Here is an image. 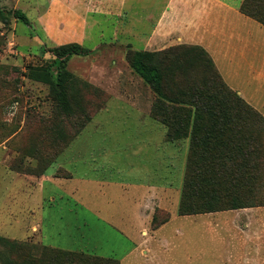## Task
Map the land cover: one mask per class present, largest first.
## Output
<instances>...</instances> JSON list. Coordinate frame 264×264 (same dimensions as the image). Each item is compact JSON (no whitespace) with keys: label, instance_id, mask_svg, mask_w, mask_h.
<instances>
[{"label":"rangeland","instance_id":"rangeland-1","mask_svg":"<svg viewBox=\"0 0 264 264\" xmlns=\"http://www.w3.org/2000/svg\"><path fill=\"white\" fill-rule=\"evenodd\" d=\"M150 2L151 0H0V144H5L10 150L12 158L8 165L9 171L18 172L27 178L26 190H32L35 185L33 176L39 175L49 163L59 159L64 150H69V146L72 147L85 138L87 143L100 139L97 138L100 136L97 130H123L120 134L123 147L130 142L133 145L146 139V136L139 135V131L135 129L140 125L144 127L146 122L148 125L149 122L156 125L159 121L166 130L170 127L178 136L186 130V112L177 111V103L166 102L162 105L156 100L157 94L145 82L146 88L153 94L150 115L157 121L150 118L141 119L140 111L131 107H128L129 113H125L124 117V113L119 111L121 108L115 107L110 115H107L106 121L97 126L102 117L99 111L118 93L126 92L125 88L116 86L126 80H143L130 66L127 51L153 52L150 60L159 64L166 80L162 89L173 99L178 98L179 90L184 91L188 86L209 87L207 84L212 83L210 78L211 74H214L219 88H224H220L221 91L218 87L212 89L213 96L219 100L228 99L231 111L244 114V108L237 110L238 106L232 101L233 96L241 95L225 82L213 59L212 66L204 62L206 56L211 55L203 46L176 42L154 50L146 41H139L127 33V28L120 24L118 17H124L127 26L131 20L136 23L135 29L144 30L141 24L144 23L146 14L159 12L157 8L147 7ZM130 4L136 8L131 9ZM99 6L104 7L105 16L96 20L94 27L90 29L89 40L82 39L79 34L81 26L78 24L74 25L73 32L69 33L71 25H66L68 20L76 23V19L88 8L90 14H94ZM155 6L157 7L158 3ZM17 9L25 13L28 23L16 15ZM109 22H113L115 28ZM113 28L116 29L115 33ZM71 42L91 51L86 55H72L67 61L66 69L73 77L68 78L66 82V102L63 105L54 97L57 87L53 90L49 84L30 78L28 73L31 66L42 64L49 65L56 74L58 59L47 49ZM202 49L207 51V55H200ZM161 51L164 53L160 54ZM104 85L109 88H104ZM243 100L264 117L257 107L244 98ZM100 106L102 107L99 109ZM160 106H166V109H159ZM152 108L159 112L157 118L153 116ZM185 108L190 110V107H183ZM172 116L175 117L174 120ZM202 116L209 119L205 114ZM87 118L89 121L82 126ZM78 128L80 130L75 134ZM252 132L257 135L254 143L264 161V129H252ZM165 138L169 140L167 133ZM152 139L153 142L157 140ZM180 139L188 140V148L182 181L175 186L179 193L176 207L178 216L166 229L151 239L155 240L154 245L145 256L138 259L139 264H244L245 235L242 228L234 223V213L222 209L223 211L197 215H179V203L190 153L189 137L181 136L177 140ZM258 166L256 179L259 181L260 190L252 198L254 205H263L264 162ZM56 175L70 176V172L60 168ZM237 177L245 181L248 180L249 174L238 172L233 179ZM229 181L230 178L219 179L218 185L205 186L201 191H194L191 199L226 201L230 196L226 194L223 197V191L217 189L227 188ZM16 193L17 190H12L10 182L0 177V264H121L119 259L123 250L114 245L119 242H115L114 237L121 235L113 228L110 229L103 219L90 216L89 226L79 228V237H76V213H72L73 216L69 214L65 218H55L56 230L52 229L54 232L51 233L57 244L63 245L73 240V243L78 245H87L88 248L90 246L93 251L98 252L97 254L46 245L39 236L33 234L36 232L32 229L31 216H8L6 205L9 208L13 206L11 198L16 196ZM243 193L241 189L239 195H242V199L245 197ZM25 196L26 194L19 195L18 205H23ZM1 205L6 210L1 211ZM15 208L18 211L17 205ZM13 209L14 206L12 213ZM173 209L172 206H156L152 227L166 219ZM79 219L82 222L80 216ZM18 221L21 223L18 224ZM11 222L13 223L10 224ZM23 226L26 227L25 233ZM160 239L174 245H170L168 249L163 248L157 243ZM13 242H20L22 246L18 247ZM101 245L106 247L100 248ZM102 251L105 256L99 254Z\"/></svg>","mask_w":264,"mask_h":264},{"label":"crops","instance_id":"crops-1","mask_svg":"<svg viewBox=\"0 0 264 264\" xmlns=\"http://www.w3.org/2000/svg\"><path fill=\"white\" fill-rule=\"evenodd\" d=\"M241 3L242 0H151L147 7L157 8L159 12L146 14L141 24L144 30L135 29L136 23L131 20L127 26L124 17L119 16L118 20L127 28V33L139 41H146L154 50L176 42L203 46L225 82L264 115V25L241 12ZM130 7L136 8L132 4ZM97 9L90 14L88 8L76 19V23L68 20L66 25H71L69 33L78 24L82 39L89 40L90 29L97 19L105 16L104 7ZM109 24L114 28L116 26L113 22ZM119 84L114 85L125 88L126 92L118 93L99 111L102 117L97 126L106 121L115 107L121 108L119 111L124 113V117L125 113H129L128 107H131L140 111L141 119H154L150 115L153 94L144 81L126 80ZM157 122L156 125L146 122L144 127L135 128L146 139L133 145L130 142L124 147L120 139L123 130H97L100 135L97 138L100 139L92 137L96 141L91 143H87L86 138L79 140L69 146V150H64L59 159L49 164L42 173L33 176L35 185L32 190H26L27 178L24 175L9 171L10 150L5 144H0V177L10 182L12 190H17L16 196L11 198L13 213V206L9 208L6 205L8 216H31L32 229L36 232L33 234L46 245L93 254L98 252L90 246L89 249L87 245L73 243V240L57 244L51 233L56 230L55 218L76 213L74 233L79 237L78 229L89 226L90 216L100 217L110 229L121 235L114 237L115 242L119 241L114 244L115 247L123 250L120 263L139 264L138 259L154 245L155 240L151 239L178 216L179 193L175 186L182 181L188 148L187 139L167 140L165 126ZM152 138L157 140L153 142ZM60 168L70 172V176L56 175ZM20 194H26L23 205H18ZM15 205L19 207L18 211ZM156 206H172L174 209L168 220L153 228ZM6 209L1 205V211ZM225 211L234 213V223L242 228L245 235L244 264H264V204ZM22 229L25 233L26 227ZM157 243L166 249L174 245L164 239ZM96 247L99 248V245ZM103 247L106 246L101 245L100 248ZM104 253L99 254L103 256Z\"/></svg>","mask_w":264,"mask_h":264},{"label":"trees","instance_id":"trees-1","mask_svg":"<svg viewBox=\"0 0 264 264\" xmlns=\"http://www.w3.org/2000/svg\"><path fill=\"white\" fill-rule=\"evenodd\" d=\"M240 10L264 25V0H243ZM15 13L21 20L28 23V18L22 10L17 9ZM47 50L55 59H58L56 62L58 67L57 73L54 74L49 65L41 64L31 66L28 76L36 81L49 84L53 90L57 87V92H53L54 97L61 104L63 103L65 105L66 82L68 78L73 77L66 69V63L72 55H86L91 50L76 42L52 46ZM152 53L141 50H136L133 53L127 51V59L133 71L145 83L150 85L157 94V101L161 102L162 105L166 102L177 103V111H183L187 114L184 120L186 130L180 132L181 135H175L167 124L169 127L167 129L169 140L174 141L183 136L189 137L190 142V153L187 160L182 196L179 203V214L190 215L222 209L255 206L253 204L255 201L252 197L260 190L258 186L259 181L256 179L258 173L256 172L259 169L258 164L264 161L260 156V152H257L254 143L257 135L253 134L252 129H264V117L255 112L240 96H233L227 92L233 96L232 101L238 106L237 110L244 108L243 115L239 112L231 111L228 99H216L213 96L214 92L212 89L218 87V90L221 91L220 88L224 87L221 86L219 88L214 74L213 76L211 74L210 78L212 83L209 82L207 84L209 87L188 86L184 91L179 90L178 98L173 99L168 95L167 91L162 89V85L166 80L159 64L153 63L150 60ZM162 53L164 51L160 52V54ZM201 54L207 55V51L202 49ZM204 62L210 66L213 64L212 58L208 55ZM162 107L160 106L159 109ZM169 107L171 106L169 105ZM183 107H190V110L183 109ZM163 109H166V106ZM152 114L157 118L159 112L157 109L152 108ZM202 114L208 116L209 119H205ZM174 118L172 116L173 120ZM159 120L164 122L162 119ZM88 121L89 118L83 122L82 126ZM79 128L75 131V134L81 129ZM238 172H247L249 174L248 180L242 181L239 177L233 179ZM226 178H230L227 188L217 190L223 191V194H221L223 197L226 194L229 195L230 198L228 200L191 199L194 191H201L205 186L218 185L217 182H219V179ZM241 189L245 196L243 199L242 195H239ZM215 203L219 204L216 205ZM169 217L170 215L159 224L154 225L153 228L158 227L161 223L168 220ZM153 222L154 217L152 224ZM13 244L18 247L22 246L20 242H13Z\"/></svg>","mask_w":264,"mask_h":264}]
</instances>
